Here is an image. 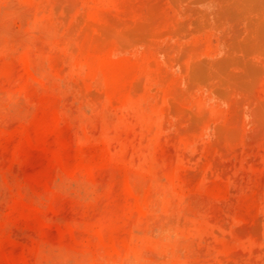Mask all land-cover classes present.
Listing matches in <instances>:
<instances>
[{
  "label": "rangeland",
  "instance_id": "rangeland-1",
  "mask_svg": "<svg viewBox=\"0 0 264 264\" xmlns=\"http://www.w3.org/2000/svg\"><path fill=\"white\" fill-rule=\"evenodd\" d=\"M0 264H264V0H0Z\"/></svg>",
  "mask_w": 264,
  "mask_h": 264
}]
</instances>
